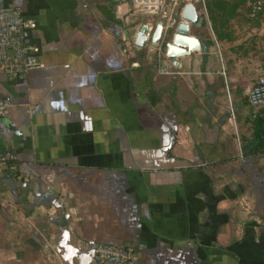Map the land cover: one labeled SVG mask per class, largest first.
Instances as JSON below:
<instances>
[{
    "label": "crops",
    "instance_id": "0c3cea01",
    "mask_svg": "<svg viewBox=\"0 0 264 264\" xmlns=\"http://www.w3.org/2000/svg\"><path fill=\"white\" fill-rule=\"evenodd\" d=\"M0 8L35 20L40 64L0 75L13 101L0 151L15 156L0 169V264H96L98 242L131 246L129 264H264V122L246 100L264 80V25L237 23L259 12L218 41L206 9L209 37L175 68L167 13L158 45L138 49L159 21L136 22L126 0Z\"/></svg>",
    "mask_w": 264,
    "mask_h": 264
},
{
    "label": "built area",
    "instance_id": "2783aa9c",
    "mask_svg": "<svg viewBox=\"0 0 264 264\" xmlns=\"http://www.w3.org/2000/svg\"><path fill=\"white\" fill-rule=\"evenodd\" d=\"M139 1L144 8H149L145 0ZM84 7L87 5L84 4ZM260 10L261 2L255 1L251 8L252 15ZM35 27V20L25 18L20 9L0 8V75L9 81L21 79L28 71L40 66L37 60L39 49L29 39L30 32ZM162 71L168 73L170 67L163 66ZM246 100L250 106L260 109L259 117L264 122V81L255 84L247 92ZM12 106L10 97L0 95V118L5 117ZM13 160L15 156L12 153L0 151V169ZM92 251L96 264H129L134 255L131 246L112 243H94Z\"/></svg>",
    "mask_w": 264,
    "mask_h": 264
},
{
    "label": "water",
    "instance_id": "95a60500",
    "mask_svg": "<svg viewBox=\"0 0 264 264\" xmlns=\"http://www.w3.org/2000/svg\"><path fill=\"white\" fill-rule=\"evenodd\" d=\"M180 22L175 26L170 41L166 43L165 57L175 68L179 67L178 59L189 56L202 49L197 37L190 34V27L201 23L193 3H186L180 13ZM163 23L159 21L153 27L149 23L141 25L136 33L133 46L141 49L146 41L157 46L163 34Z\"/></svg>",
    "mask_w": 264,
    "mask_h": 264
},
{
    "label": "rangeland",
    "instance_id": "374dc122",
    "mask_svg": "<svg viewBox=\"0 0 264 264\" xmlns=\"http://www.w3.org/2000/svg\"><path fill=\"white\" fill-rule=\"evenodd\" d=\"M255 1H260L261 6L263 8L264 0H248L244 8H246V10H250ZM126 2H128L131 6V10L129 13L135 14L133 16L135 17L136 22L138 23L147 22V20L151 18V17L148 18V16L150 15H154L153 19L156 21H159L161 19V15L163 14V12H166L168 15L167 17L169 18L170 16V18L173 19V22L177 25L178 22L180 21L181 10L183 9L184 5L189 2L195 5L196 10L199 13L198 14L199 19H203V17L205 18V14H204L206 10L205 0H149L148 2L145 0L146 4L149 7L147 10L144 9V5L140 4V1L138 0H126ZM153 12H155V14H153ZM237 23L243 24L244 26H248L251 24L264 25V12L261 11L258 15H256V17H253V18H247V17L239 18ZM190 34L197 38L206 39V40L209 37V31L207 27L203 25L191 26ZM261 41H263V45H264V34L261 39L259 38V42ZM166 42H169V41H166ZM163 48H164V45H162V52L164 51Z\"/></svg>",
    "mask_w": 264,
    "mask_h": 264
},
{
    "label": "trees",
    "instance_id": "16d2710c",
    "mask_svg": "<svg viewBox=\"0 0 264 264\" xmlns=\"http://www.w3.org/2000/svg\"><path fill=\"white\" fill-rule=\"evenodd\" d=\"M205 2L208 18L216 39L218 41L233 40L234 37H229V35L232 34L228 31L229 25L233 19L239 18V12L244 9L248 0H205ZM261 11L264 12V6L263 8L261 6L259 13ZM201 25L206 26V21L204 19ZM175 26L176 24L172 22L167 33L166 41H170ZM261 132L263 133L260 134L259 142L255 145V148L259 146L257 151L264 153V129Z\"/></svg>",
    "mask_w": 264,
    "mask_h": 264
},
{
    "label": "flooded vegetation",
    "instance_id": "af4514ba",
    "mask_svg": "<svg viewBox=\"0 0 264 264\" xmlns=\"http://www.w3.org/2000/svg\"><path fill=\"white\" fill-rule=\"evenodd\" d=\"M173 22V19L171 18V23Z\"/></svg>",
    "mask_w": 264,
    "mask_h": 264
}]
</instances>
